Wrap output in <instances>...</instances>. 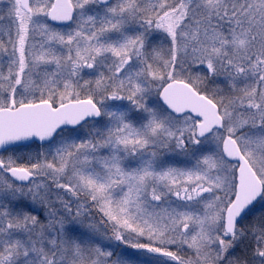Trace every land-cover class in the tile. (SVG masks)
Listing matches in <instances>:
<instances>
[{"label": "snow or ice", "instance_id": "1", "mask_svg": "<svg viewBox=\"0 0 264 264\" xmlns=\"http://www.w3.org/2000/svg\"><path fill=\"white\" fill-rule=\"evenodd\" d=\"M0 264H264V0H0Z\"/></svg>", "mask_w": 264, "mask_h": 264}]
</instances>
